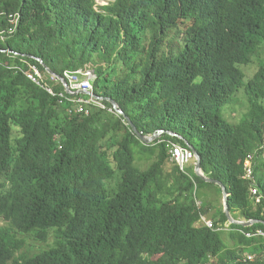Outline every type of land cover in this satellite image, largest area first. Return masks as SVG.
<instances>
[{
    "label": "trees",
    "instance_id": "trees-1",
    "mask_svg": "<svg viewBox=\"0 0 264 264\" xmlns=\"http://www.w3.org/2000/svg\"><path fill=\"white\" fill-rule=\"evenodd\" d=\"M263 49L264 0H0V264H264V237L244 234L264 224L230 225L222 208L202 225L222 190L169 153L193 146L233 218L264 222L244 179L253 157L264 196V62L244 72ZM36 58L59 76L92 68L107 107L164 134L145 144L116 112L59 103L23 73L47 74ZM244 87L250 108L232 124L223 111ZM30 237L48 248L22 252Z\"/></svg>",
    "mask_w": 264,
    "mask_h": 264
},
{
    "label": "built area",
    "instance_id": "built-area-1",
    "mask_svg": "<svg viewBox=\"0 0 264 264\" xmlns=\"http://www.w3.org/2000/svg\"><path fill=\"white\" fill-rule=\"evenodd\" d=\"M16 21V20H15ZM26 78L34 83L39 88L53 97H56L59 103L64 104L71 102L75 106L74 110L78 113L89 114L88 105L108 109L115 112L113 107H107L102 99H97L93 96L94 80L96 79L95 71L92 68H79L77 70H65L63 78L67 82L62 83L56 76L43 73L35 65H31L27 71H23ZM63 85L61 91L56 90V85ZM82 91L88 94L86 97L80 95ZM171 161L174 162L181 172L187 173L188 167L196 168L198 159L196 154L191 149L183 148L180 145L173 144L169 151ZM244 179L250 183V197L255 201L256 205H262L264 196L257 188V181L254 170V159L249 157L244 164ZM201 202H197V206H201ZM201 223L209 229H214V223L206 217L201 218ZM229 228V227H227ZM222 229L226 231L228 229ZM247 238H254L258 236L264 237V231H259L258 234L244 233Z\"/></svg>",
    "mask_w": 264,
    "mask_h": 264
},
{
    "label": "rangeland",
    "instance_id": "rangeland-1",
    "mask_svg": "<svg viewBox=\"0 0 264 264\" xmlns=\"http://www.w3.org/2000/svg\"><path fill=\"white\" fill-rule=\"evenodd\" d=\"M112 1L113 0H97V4L101 6V5H106ZM171 36L175 41L179 40L178 35L176 34L175 30H173L171 32ZM263 62H264V49L261 52L260 56L255 59V62L253 64H251L250 66H248V68L244 69V72L246 74V79H247V80H245L246 82L255 76V74L259 70L260 65ZM245 91H246V87H244L237 94L234 103L227 106L225 108V110L223 111L224 117L226 119H228L229 122H231L232 124H238L242 120L245 113L250 108V104H249L250 97ZM195 145L196 146L198 145L197 141H195ZM151 163H152V161H146L143 157L141 158L140 155L138 154V158H137L138 168H140L141 170H146V169H148V167L150 166ZM187 171L190 174H195V171H194L192 166L191 167L189 166ZM203 194H204L203 190L198 191V196L202 199V201L199 200L198 202H203V198H204ZM207 200L208 201L212 200V204H213L212 205L213 209H211V211H210L211 213L209 214V216L207 218H208V220L212 219V221H213L212 215L215 214L218 210L224 208L223 207L224 206L223 197L219 196L217 192L212 191L211 198H208ZM238 220H241V219H238ZM2 226L5 227V226H7V224L4 222V220L2 218H0V227H2ZM221 238L228 245V241L230 240V238L228 236V232L224 231L221 234ZM47 248H48L47 243L36 242L32 237H30L29 239L27 238L25 247L22 249V252L29 254V255H34V254L39 253L40 251H43L44 249H47Z\"/></svg>",
    "mask_w": 264,
    "mask_h": 264
},
{
    "label": "water",
    "instance_id": "water-1",
    "mask_svg": "<svg viewBox=\"0 0 264 264\" xmlns=\"http://www.w3.org/2000/svg\"><path fill=\"white\" fill-rule=\"evenodd\" d=\"M36 60H38L40 62V64L42 65L44 71L49 74V75H54L56 76L62 83H67L64 78L62 76H59L58 74L54 73L52 70H50L44 63L41 59L39 58H36ZM82 93H85V91H82ZM93 96L97 99H102V100H105L104 97H101L99 95H97L96 93L93 94ZM110 103L112 104V106L114 107V109L116 110L117 114L123 116L125 118V120L128 122L129 126L132 128V130L137 134V136L141 139V141L145 144H152L154 143L157 139H159L163 134H164V131H159L157 132L156 134H152V135H145V134H142L141 132H139L137 126L134 124V122L131 120V118L129 116H127L124 112V110L119 106L118 102L115 101L114 99L112 98H107ZM170 136L172 137H177L179 139H183L181 136L179 135H176L174 133H171L169 132L168 133ZM186 143L188 144V142L186 141ZM189 145V144H188ZM189 147L191 149H193L194 153L196 154L197 158H198V163H197V166H196V169H195V174L201 178L203 181L207 182V183H212V184H215L217 186H219L222 190V197H223V204H224V212L228 218V222L230 225H237V226H241V227H251L255 224H264L263 221H258V220H249V221H242V220H235L233 218V216L231 215L230 213V210H229V205H228V201H229V195H228V192H227V189L226 187L223 185V183L219 182V181H215V180H212L210 178H207L205 177V175L202 173V170H201V161H202V158H201V155L199 154V152L191 145H189Z\"/></svg>",
    "mask_w": 264,
    "mask_h": 264
},
{
    "label": "bare ground",
    "instance_id": "bare-ground-1",
    "mask_svg": "<svg viewBox=\"0 0 264 264\" xmlns=\"http://www.w3.org/2000/svg\"><path fill=\"white\" fill-rule=\"evenodd\" d=\"M96 3H97V0H96ZM86 94V93H85ZM94 94V93H93ZM86 95H88V94H86ZM104 101V100H103ZM114 108V107H113ZM114 111L116 112V110L114 109ZM117 113V112H116ZM119 115V114H118ZM191 150H193V149H191ZM198 159V158H197ZM194 168V167H193ZM190 169V168H189ZM196 169V168H195ZM187 173H189L188 171H187ZM198 192V191H197ZM201 195V194H200ZM229 205V204H228ZM224 207V206H223ZM241 220L242 221H245L243 218H241ZM203 225V224H202ZM205 226V225H204ZM228 230H226V232H230V227L229 228H227ZM259 233V232H258ZM257 233V234H258Z\"/></svg>",
    "mask_w": 264,
    "mask_h": 264
},
{
    "label": "crops",
    "instance_id": "crops-1",
    "mask_svg": "<svg viewBox=\"0 0 264 264\" xmlns=\"http://www.w3.org/2000/svg\"><path fill=\"white\" fill-rule=\"evenodd\" d=\"M189 149H191L190 147H189ZM194 169V171H195V168H193ZM207 218V217H206ZM208 219V218H207ZM244 219V218H243ZM210 220V219H209ZM245 221H246V219H244ZM211 221V220H210ZM202 224V223H201Z\"/></svg>",
    "mask_w": 264,
    "mask_h": 264
}]
</instances>
